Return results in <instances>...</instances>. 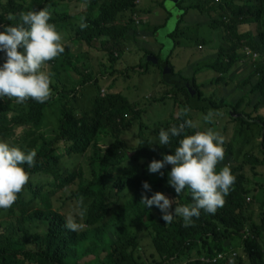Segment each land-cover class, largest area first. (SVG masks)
<instances>
[{
    "label": "trees",
    "instance_id": "trees-1",
    "mask_svg": "<svg viewBox=\"0 0 264 264\" xmlns=\"http://www.w3.org/2000/svg\"><path fill=\"white\" fill-rule=\"evenodd\" d=\"M71 1L73 0H0V31L4 30V25L19 22L20 13L38 10L45 5L55 9L53 15L56 19L52 23L69 18V14L58 13V10L66 9L65 4ZM180 1L183 0L176 3L179 4ZM203 1L217 15L212 21V27L227 32V45L219 50L220 57L207 64L206 68L221 75L234 70L240 62H244V47L260 55L253 64V70L251 69L249 78L252 81L244 83L250 85L248 93L260 94V99L253 108L257 112L259 107L264 106V0H220L218 3H214V0ZM137 4V0H85L87 8L82 12L80 24H75L72 29L76 32V40L88 45L99 41L109 61L115 62L122 54V46L137 34L132 24V15L139 10ZM194 7H182V13ZM9 13L17 19H6ZM128 14L130 17H126ZM252 23H259L263 29L257 39L252 32L237 34L239 26ZM82 24L87 27L81 28ZM197 41L210 43L204 37ZM64 46L65 51L61 55L45 63L46 67L51 66L49 72L54 81L50 85L52 96L47 102L41 104L29 99L23 104H17L15 98H0V139L14 140L21 130L24 138L22 149H34L37 152L35 167L27 169L25 165L30 172V180L24 186L28 195H23L22 191L10 209H0V217L16 214L10 218V227L5 228L4 232L0 228V264H154L136 255L139 243L129 230L130 220L139 221L145 226L147 235L152 240L155 256L160 259L161 264H176L183 259L185 264H225L204 262L199 257H213L227 251L226 247L233 241H238L237 245L242 243L246 254V260L239 257L236 264H264V212L260 214L258 222L244 215L250 191L244 168L232 155L233 150L236 151L235 147H224V160L216 168L218 172L234 160L239 163L232 170L236 180L225 198L224 206L215 214H207L202 210L200 217L193 218L194 222L189 227H184L182 217L178 216L166 224L162 218L157 217L155 206L147 208L141 199L143 195L150 198L154 190L164 189L179 204L192 203L187 188L177 197L175 189L168 184L172 165L162 169L163 176L159 172L148 171V165L153 159L159 160L164 154L174 153L183 135L173 137L170 146H161L158 142L145 139L131 151L123 136L135 122H141L142 111L133 108L124 96L98 93L89 114L77 115L68 108V104L61 105L62 101H67L72 96V92L65 90L60 78L62 72L70 80L71 73L77 76L75 88L84 87L95 78L86 65H80L78 56L71 51L70 46ZM155 56L154 52L146 49L139 64L142 73L148 72ZM5 59L4 53L0 52V65ZM164 77L174 90L173 93H186V108L191 111L222 112L229 115L235 123L249 125H259L263 121L262 117L251 118L240 110L244 98L236 104L226 101L217 103L202 96V90L194 76L184 78L171 71L164 74ZM254 77L257 79L254 80ZM56 104H60V110L58 128L53 137L45 133L43 124L46 110ZM187 119H191L189 115L182 116L178 121L160 126V129H167L173 124L178 126ZM139 126L140 129L143 128L142 123ZM160 129L156 132L159 133ZM195 131L186 129L184 134H193ZM59 142L65 144L64 147H58ZM67 158L71 161L69 164L66 162ZM76 158H82L83 161L75 165ZM246 160L247 164L253 166L264 163L254 156H246ZM144 181L150 184V190L142 188ZM74 185L77 186L74 198L78 202L82 198V203L88 204L87 209L82 205L86 210L83 213L86 217V229L82 228L79 232L65 228V216L53 208L34 210L28 216L20 215L13 209L20 202L28 204L38 201L43 195L56 190H70ZM113 190L117 197H125L115 209L108 202V192ZM78 219L80 220L79 216ZM30 220L36 221L43 229V234L33 237L34 242L40 245L36 251L26 249L29 242L23 228Z\"/></svg>",
    "mask_w": 264,
    "mask_h": 264
},
{
    "label": "rangeland",
    "instance_id": "rangeland-1",
    "mask_svg": "<svg viewBox=\"0 0 264 264\" xmlns=\"http://www.w3.org/2000/svg\"><path fill=\"white\" fill-rule=\"evenodd\" d=\"M77 1L79 0L68 2L65 4L66 9L58 10V13H67L70 17L54 24L63 36V43L70 46L71 51L78 56L80 65H86L95 78H92L86 86L75 88L77 76L71 73L72 79L70 80L62 72L60 78L64 82L65 90L72 92V96L60 104H68L67 106L72 112L81 115L91 113L94 100L100 92L101 94L112 93L124 96L133 105V108L142 111L140 123L143 124V128L140 129V123L135 122L123 136L128 144V149L133 151L142 140L158 142L156 131L160 129V126L163 127L168 122L178 121L177 112L186 108V93L182 91L173 93L174 90H172L171 85L165 81L163 70L169 66H171L173 73L181 74L184 78L194 76L196 83L202 90V96L211 98L217 103L226 101L236 104L244 98L240 110L250 115L251 118L262 117L263 121L259 122V125L235 123L229 115H224L222 112L220 114L213 113L212 122H205L203 119L209 112L190 110L188 115L199 125V128L194 130L202 131L211 127L226 138L224 147H235L236 151H231L232 155L242 164L244 175L248 179L247 187L250 191L247 200L249 201L247 202L248 208L244 211V215L246 218H254L258 222L260 214L264 212V163L257 166L247 164L246 156H254L260 161H264V106L259 107V110L254 112L253 108L259 101L260 94L259 92L248 93L250 85L244 84L247 80L252 81L249 76L251 69L254 68L253 65H248V62H240L237 68L223 75L206 68L207 64L213 63L220 57L219 50L227 45V32L212 27V21L217 17L216 13L211 12L209 5L203 0H183L179 4L171 0H142L145 7L142 8L138 3L139 10L132 15L134 20L132 24L137 34L135 33L134 37L131 36V40L122 46L121 56L112 62L106 57L99 41H94L88 45L84 41L76 40V32L72 29H74L75 24H80L83 12ZM188 5L195 7L183 14L182 7ZM49 11L55 12V9L49 7ZM126 17H130V14ZM262 31L259 23L241 25L237 28L238 35L252 32L255 39ZM203 37L209 39L210 43L203 44L197 41ZM200 45L203 46L200 47ZM146 49L155 53L156 62L149 65L148 72L142 73L139 64ZM50 69L51 66L46 67L44 65L42 70L49 72ZM253 79L255 80L257 77ZM60 104L48 108L45 112L46 117L43 124L45 133L53 137L58 128ZM18 132L19 135L14 140L9 141L23 147L24 138L21 130ZM64 145L58 143L60 148ZM104 146L102 145V147ZM82 161V158H76L74 163L78 165ZM66 162L69 164L71 161L67 158ZM236 162L234 160L227 166L231 168L237 166L239 163ZM72 167L74 168V164ZM76 188L77 186L74 185L70 190H56L57 192L53 191L46 196L43 195L38 201L28 204L20 202V205L13 209L20 215L28 216L34 210L53 208L65 218L71 216L77 222L82 223L83 228L86 229V224L84 225L86 217L83 214L86 210L83 206L87 209L88 204L78 202L74 198ZM47 189L52 190V188ZM158 191L172 198L164 189L154 190L152 195ZM108 193V202L113 204L112 209H115L125 198L117 197L114 190ZM22 194L28 195L26 188ZM175 207L176 204L173 203L171 209L173 212ZM155 211L157 217L161 218V210L155 207ZM15 215L0 217L2 232L5 231V228L10 227V218L15 217ZM128 227L139 243L136 255L148 263L161 264L160 259L155 256L154 246L147 235L145 226L139 221L130 220ZM23 229L29 242L26 249L38 250L40 245L34 242L33 237L43 234L42 227L36 221L30 220ZM238 243V241L231 242L226 250L238 248ZM239 257L246 260L245 252L240 251ZM199 258L206 259L207 257ZM185 263L186 261L183 259L176 264Z\"/></svg>",
    "mask_w": 264,
    "mask_h": 264
},
{
    "label": "clouds",
    "instance_id": "clouds-1",
    "mask_svg": "<svg viewBox=\"0 0 264 264\" xmlns=\"http://www.w3.org/2000/svg\"><path fill=\"white\" fill-rule=\"evenodd\" d=\"M83 1L85 0H79L77 3L80 5ZM139 1L137 0V3ZM6 19L14 21L17 17L9 13ZM55 19L53 12L49 11V6L45 5L38 10L22 12L19 14V22L3 26L4 30L0 31V52L4 53L6 59L0 65V98H15L17 104H23L29 99L43 104L51 98L50 85L54 83L52 74L42 69L46 62L54 60L65 51L63 36L52 23ZM85 27L86 24L81 25V28ZM247 49L250 48L243 49V60L248 62V65H253L260 55L250 49L258 56L255 59L248 57ZM189 112L188 108L180 110L176 114L177 119L187 116ZM213 115L210 111L203 117L204 121L212 122ZM198 128L197 122L187 119L178 126L173 124L167 129L161 128L158 133V144L161 146H170L173 137L183 135V138L179 139L173 154H164L159 160L153 159L148 165V171L159 172L163 176L162 169L172 165L168 174V184L175 189L177 197L187 188L192 198V203L181 205L177 199L172 197L173 200L163 192H155L150 198L143 195L141 202L147 208L158 207L162 212L161 218L166 224L171 223L174 217L178 216L182 217L183 226L189 227L194 222L193 218L200 217L202 210L207 214H215L224 206L225 198L230 194L235 183L236 177L232 170L237 166L231 168L227 166L230 165L228 163L220 171L216 170L217 165L225 157L226 138L211 127L202 131L196 130L193 134H184L186 129ZM10 141L0 139V209L5 210L13 206L18 194L29 182L30 172L27 169L35 167L37 156L34 149L25 151L21 146ZM142 188L148 191L151 186L144 181ZM173 203L176 204L174 212L171 210ZM64 227L69 231L79 232L83 224L69 216L65 218ZM240 251L244 252L242 243L236 249L200 260L209 263L236 264ZM219 255H223V258L218 259Z\"/></svg>",
    "mask_w": 264,
    "mask_h": 264
},
{
    "label": "built area",
    "instance_id": "built-area-1",
    "mask_svg": "<svg viewBox=\"0 0 264 264\" xmlns=\"http://www.w3.org/2000/svg\"><path fill=\"white\" fill-rule=\"evenodd\" d=\"M213 2H214V3H218V2H220V0H214ZM246 54H247L248 57H251V58H253V59H255V58L258 56L257 53L251 51L250 49H247V50H246ZM233 256H235V254H233ZM222 258H223V255H219V256H218V259H222ZM216 260H217V259H216ZM216 260H215V261H216ZM230 261H232V260H230Z\"/></svg>",
    "mask_w": 264,
    "mask_h": 264
},
{
    "label": "crops",
    "instance_id": "crops-1",
    "mask_svg": "<svg viewBox=\"0 0 264 264\" xmlns=\"http://www.w3.org/2000/svg\"><path fill=\"white\" fill-rule=\"evenodd\" d=\"M139 3H140L139 5H140L142 8L145 7V5L142 3V0H141V2L139 1ZM80 6L82 7V11H84V10L86 9V8H85V7H86V5H85V1H83V3H81ZM150 49H151V48H150ZM150 49H149V50H150Z\"/></svg>",
    "mask_w": 264,
    "mask_h": 264
},
{
    "label": "water",
    "instance_id": "water-1",
    "mask_svg": "<svg viewBox=\"0 0 264 264\" xmlns=\"http://www.w3.org/2000/svg\"><path fill=\"white\" fill-rule=\"evenodd\" d=\"M172 2H177L178 0H171ZM154 62H156V57H154ZM170 68L169 67H167V68H165L164 70H163V72H164V74H166V73H169L170 72Z\"/></svg>",
    "mask_w": 264,
    "mask_h": 264
}]
</instances>
